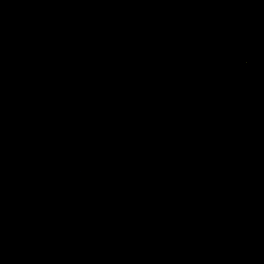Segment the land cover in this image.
<instances>
[{"label": "water", "instance_id": "obj_1", "mask_svg": "<svg viewBox=\"0 0 264 264\" xmlns=\"http://www.w3.org/2000/svg\"><path fill=\"white\" fill-rule=\"evenodd\" d=\"M0 264H264V0H0Z\"/></svg>", "mask_w": 264, "mask_h": 264}]
</instances>
